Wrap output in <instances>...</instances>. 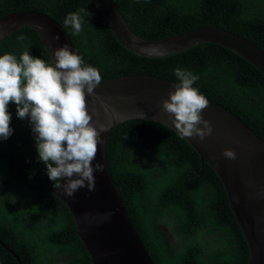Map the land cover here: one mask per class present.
Masks as SVG:
<instances>
[{
  "label": "trees",
  "instance_id": "obj_1",
  "mask_svg": "<svg viewBox=\"0 0 264 264\" xmlns=\"http://www.w3.org/2000/svg\"><path fill=\"white\" fill-rule=\"evenodd\" d=\"M132 32L139 36V0H112ZM35 11L53 19L69 37L84 65L96 67L101 83L139 75V56L123 48L89 0H0V18ZM85 19L73 34L64 25L69 13ZM220 26L264 49V0H140V35L172 37ZM28 50L51 63L36 32L20 29L0 44V56L19 59ZM179 67L197 75L199 92L225 106L264 138V73L234 51L203 43L176 55H140V74L174 82ZM10 127L0 140V240L21 264H92L66 205L48 191L54 181L39 160L30 118L20 119L8 105ZM106 160L120 200L155 264H249L250 251L228 201L225 187L208 162L171 127L140 119L117 125L107 136ZM37 179L41 182L34 181ZM48 183V184H47ZM55 188V187H54ZM2 264H18L6 252Z\"/></svg>",
  "mask_w": 264,
  "mask_h": 264
},
{
  "label": "water",
  "instance_id": "obj_2",
  "mask_svg": "<svg viewBox=\"0 0 264 264\" xmlns=\"http://www.w3.org/2000/svg\"><path fill=\"white\" fill-rule=\"evenodd\" d=\"M89 1L103 16L116 41L130 53L139 56V36L131 31L112 0ZM24 28L36 32L51 63H54L55 49L65 44L76 54L63 29L49 16L35 11L13 12L1 17L0 44ZM203 43L227 47L264 73V49L220 26H203L167 38L148 39L140 35V55L166 57ZM177 83L140 74V119L161 122L177 132L168 114L161 109L162 101L175 90ZM95 93L96 96L86 93L92 123L98 131L100 126L106 127L107 131L100 133L97 155L92 163L93 166L97 162L102 163L104 171L94 173L93 191L83 187L68 197L62 189L49 184L48 188L71 213L75 233L92 264H155L120 200L105 151L107 136L117 125L139 120V75L101 83ZM202 95L209 101V107L201 114L211 122L213 135L204 141L198 137L184 139L200 153L203 163L208 162L220 177L231 209L247 240L249 264H264V138L225 106ZM105 105L108 106L107 112ZM112 110L118 115L112 114ZM226 149H234L237 158H225L222 153ZM66 182L67 178L60 181Z\"/></svg>",
  "mask_w": 264,
  "mask_h": 264
},
{
  "label": "clouds",
  "instance_id": "obj_3",
  "mask_svg": "<svg viewBox=\"0 0 264 264\" xmlns=\"http://www.w3.org/2000/svg\"><path fill=\"white\" fill-rule=\"evenodd\" d=\"M84 23L78 12L69 13L64 20L75 35L83 30ZM54 57V63H48L33 57L28 50L19 59L11 53L0 56V140L13 134L8 105L14 102L18 118H30L39 160L46 165L49 179L55 182L56 189L72 197L83 187L93 191L94 173L104 171L102 163L93 166L92 162L100 133L107 128L100 126L97 130L86 101V93L96 96L102 76L96 67L84 65L83 57L72 52L67 44L55 49ZM174 74L179 83L162 101L161 109L168 114L181 139L198 137L204 141L213 135L214 129L201 114L209 107V101L193 87L199 77L179 67ZM105 110L108 111L107 105ZM112 114L118 115L114 110ZM222 155L237 158L234 149H226ZM64 178L67 182L60 183Z\"/></svg>",
  "mask_w": 264,
  "mask_h": 264
},
{
  "label": "flooded vegetation",
  "instance_id": "obj_4",
  "mask_svg": "<svg viewBox=\"0 0 264 264\" xmlns=\"http://www.w3.org/2000/svg\"><path fill=\"white\" fill-rule=\"evenodd\" d=\"M33 180L34 181H37V182H41V181H39V180H37V179H34L33 178ZM48 184V183H47ZM50 185V184H49ZM48 187V186H47ZM53 187V186H52ZM49 189V188H48ZM48 191H50V190H48ZM3 188H2V186L0 185V196H3ZM0 213H2L1 211H0ZM8 224V222L7 221H5V220H2V221H0V226H6ZM12 253H10V252ZM3 252H6L7 254H9L10 256H16V254L3 242V241H1L0 240V253L2 254ZM14 256V257H15ZM57 256H60V257H56L55 258V260H54V263L55 264H69V260H67L66 258H67V255H57ZM15 260L17 261V263L18 264H21V262H20V260L18 259V257L16 256L15 257ZM0 264H2V262L0 261Z\"/></svg>",
  "mask_w": 264,
  "mask_h": 264
}]
</instances>
